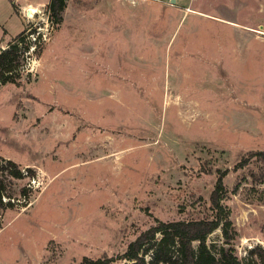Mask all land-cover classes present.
<instances>
[{"label":"rangeland","instance_id":"1","mask_svg":"<svg viewBox=\"0 0 264 264\" xmlns=\"http://www.w3.org/2000/svg\"><path fill=\"white\" fill-rule=\"evenodd\" d=\"M49 2L0 0V49L26 29L44 40L0 88V158L34 173L14 184L30 199L0 220V264H131L120 255L158 220L205 217L219 177L238 256L264 249V181L251 176L264 0H67L58 27ZM30 3L40 12L25 18ZM207 243L219 249L222 229Z\"/></svg>","mask_w":264,"mask_h":264},{"label":"trees","instance_id":"2","mask_svg":"<svg viewBox=\"0 0 264 264\" xmlns=\"http://www.w3.org/2000/svg\"><path fill=\"white\" fill-rule=\"evenodd\" d=\"M66 7L67 0H50L49 20L53 26L61 25ZM35 32L36 30L32 29L28 33L27 29L23 30L9 41L7 48L0 49V88L9 82L17 83V78L20 77L19 68L23 64L21 59L26 60V53L30 51L32 45L39 48L40 44L44 43L42 32L35 35L34 40L30 38L29 34ZM251 156H258V161L263 163L260 173H251L253 180L262 182L264 151L251 153ZM28 174L34 177L30 167L29 171L23 174L15 161L0 158V220L7 210L17 204L25 205L30 199L33 188L31 185L25 184L19 190L15 189L14 185L17 180H22ZM240 184V182L236 184L233 193L238 191ZM19 196L24 199H19ZM228 198L223 177H219L205 217L179 221L158 220L131 241L119 258L130 261L131 264H258L259 261L264 264V249L261 246L252 249L251 257L245 262L238 256L233 246L236 230L229 211H225L224 206ZM219 228L222 229L224 243L217 249L215 243L209 246L207 240L209 235ZM115 260L114 257L98 259L86 257L81 264H112Z\"/></svg>","mask_w":264,"mask_h":264},{"label":"bare ground","instance_id":"3","mask_svg":"<svg viewBox=\"0 0 264 264\" xmlns=\"http://www.w3.org/2000/svg\"><path fill=\"white\" fill-rule=\"evenodd\" d=\"M27 13L29 15V18H34L36 14L40 12V8L38 6H35L33 4L27 5L26 6Z\"/></svg>","mask_w":264,"mask_h":264},{"label":"built area","instance_id":"4","mask_svg":"<svg viewBox=\"0 0 264 264\" xmlns=\"http://www.w3.org/2000/svg\"><path fill=\"white\" fill-rule=\"evenodd\" d=\"M24 10V17L25 18H29V15H28V13H27V9H23Z\"/></svg>","mask_w":264,"mask_h":264},{"label":"crops","instance_id":"5","mask_svg":"<svg viewBox=\"0 0 264 264\" xmlns=\"http://www.w3.org/2000/svg\"><path fill=\"white\" fill-rule=\"evenodd\" d=\"M27 4H28V3H27ZM30 4H32V3H30ZM24 6L26 7V4H24L22 7L25 8Z\"/></svg>","mask_w":264,"mask_h":264},{"label":"water","instance_id":"6","mask_svg":"<svg viewBox=\"0 0 264 264\" xmlns=\"http://www.w3.org/2000/svg\"><path fill=\"white\" fill-rule=\"evenodd\" d=\"M173 2L175 1V0H172ZM5 48V47H4Z\"/></svg>","mask_w":264,"mask_h":264}]
</instances>
